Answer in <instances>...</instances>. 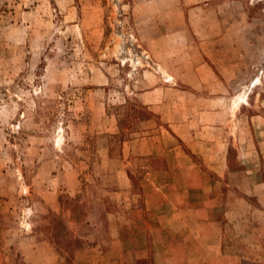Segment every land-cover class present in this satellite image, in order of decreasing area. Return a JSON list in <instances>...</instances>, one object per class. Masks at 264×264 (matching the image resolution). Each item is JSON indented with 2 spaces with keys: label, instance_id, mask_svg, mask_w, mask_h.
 Instances as JSON below:
<instances>
[{
  "label": "rangeland",
  "instance_id": "1",
  "mask_svg": "<svg viewBox=\"0 0 264 264\" xmlns=\"http://www.w3.org/2000/svg\"><path fill=\"white\" fill-rule=\"evenodd\" d=\"M134 102L154 115L134 119L114 140L117 114ZM195 135L219 153L228 145L235 164L241 149L236 167L247 177L231 184L253 194L264 178V0H0L4 264L51 262L68 240L66 226L101 238L117 219L125 237L131 224L143 233L148 193L183 179L175 173L188 165L182 153L215 181L214 161L185 144ZM171 205L155 208L161 236L152 248L180 227L162 216ZM245 211L263 224L253 208ZM236 223L227 228L246 229L247 248L263 250L251 236L263 238L264 225ZM191 252V264H206L205 247Z\"/></svg>",
  "mask_w": 264,
  "mask_h": 264
},
{
  "label": "crops",
  "instance_id": "2",
  "mask_svg": "<svg viewBox=\"0 0 264 264\" xmlns=\"http://www.w3.org/2000/svg\"><path fill=\"white\" fill-rule=\"evenodd\" d=\"M190 135L192 134L190 133ZM184 139L187 140L185 144L192 153L200 154L203 159L214 161L213 165L209 166L210 173L215 178L214 182L206 181L205 173L197 164L191 162L188 155L182 153L187 156L188 165H181L184 169L180 168L175 173L183 176V179H171L169 182L173 185H170L169 190L153 191L151 188L148 193L146 212L143 210V215L147 213L148 220H142L146 226L145 230L143 227V233L131 226L132 224L129 227L126 225L129 231L125 237L123 222L117 219L110 223L109 231L101 238H96L91 233H77V229V231L70 232L66 226L63 228L65 229L62 233L63 236L62 234L61 236L68 240L61 243L62 255L52 251L51 262L47 260L40 264H62V261H65V256L70 258L69 264H140L143 263L141 261H144V264L145 261L148 264H191L194 260L191 258L195 256V253L193 256V252L189 254V250L193 251V246L197 248L198 244L205 247V251L209 253L206 264H264V248H262L263 250L247 248L246 243L250 240L248 237L250 234H247L246 229H242V233H234V229L227 228L228 225L230 228V223L236 222V220L239 227L255 225L254 229H259L258 225H264V178L250 186L253 189V194H248L250 191L246 189L240 193L237 187L231 184V180L236 176L243 179L247 177L246 169H242L241 166L236 167V165H243L239 158L242 153L240 148L236 155L238 162L235 164V159L228 154V145L225 146L223 152L219 153L217 150L215 151V148L213 149V146L209 148L212 145L211 142L201 140L196 135ZM176 175L170 174L172 177H176ZM225 179L227 183L221 186V182ZM256 190H260L261 194H257ZM221 193L225 196L224 200L220 199ZM236 195L239 196V200L236 199ZM168 202L172 204L169 209H173V211L168 210L162 216L167 214L170 219L173 218V221L178 222L180 227L171 234H167L169 231L164 233L163 241L166 245L161 249H155L152 248L154 244L152 245L150 242L154 243L157 240L155 237L161 236L160 232L156 231L155 208L160 203L167 204ZM239 205L242 207L238 208ZM246 207L257 211L263 224L262 222L258 224L250 214H247ZM237 208L238 210L243 209L244 214H240L236 219ZM140 220L135 219V222L141 224ZM80 222L73 221L71 223L78 224ZM256 233L251 236V239L263 245L264 237H260L259 231ZM77 239L80 240V244L71 251V254L67 255L63 247L72 246ZM129 240L133 241L131 247H127ZM241 246L245 247L244 254L238 252L242 249ZM196 253L199 251L197 250ZM0 255L2 254L0 253ZM3 260L0 257V264H4ZM196 264L204 263L197 260Z\"/></svg>",
  "mask_w": 264,
  "mask_h": 264
},
{
  "label": "trees",
  "instance_id": "3",
  "mask_svg": "<svg viewBox=\"0 0 264 264\" xmlns=\"http://www.w3.org/2000/svg\"><path fill=\"white\" fill-rule=\"evenodd\" d=\"M131 106L128 108L127 111H125L126 113L125 114H122V116L120 115V113H118L117 115V121H118V132L116 134H111V138H113L114 140L116 139H119L120 140H123V137L125 135V130L128 128V126H130V124L134 121V119L136 120H147L149 118H151V116H153V112H151L150 110L147 109V107L145 105H141L137 102H134V103H130ZM121 107V106H120ZM130 109H132V111H129ZM126 121H128V125L126 126ZM71 202H74V199H70ZM79 212H81L80 210H78ZM48 229L51 228L50 227H47ZM55 234H53L54 236ZM133 241H128L127 242V247H130L132 245ZM80 244V240L77 239L75 241V243L72 245V246H69V247H66L64 249V251L68 254H71V251L77 247L78 245ZM58 253H60L62 255V250L61 249H58ZM65 262L67 264L70 263V258L65 256ZM143 263H140V264H144V261H141ZM147 262L145 261V264ZM148 264V263H147Z\"/></svg>",
  "mask_w": 264,
  "mask_h": 264
},
{
  "label": "bare ground",
  "instance_id": "4",
  "mask_svg": "<svg viewBox=\"0 0 264 264\" xmlns=\"http://www.w3.org/2000/svg\"><path fill=\"white\" fill-rule=\"evenodd\" d=\"M166 78H167V79H170L171 76H170V75H166ZM258 80H259V79H258ZM246 95H247V90H243V91L239 92V93L236 95V97H234V102H233L234 106H235V107H238L239 104H240V102L244 101V99L246 98ZM59 140H61V137H60Z\"/></svg>",
  "mask_w": 264,
  "mask_h": 264
}]
</instances>
